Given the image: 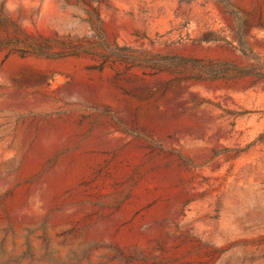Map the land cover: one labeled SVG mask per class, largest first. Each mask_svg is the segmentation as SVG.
I'll return each mask as SVG.
<instances>
[{"label": "rangeland", "instance_id": "rangeland-1", "mask_svg": "<svg viewBox=\"0 0 264 264\" xmlns=\"http://www.w3.org/2000/svg\"><path fill=\"white\" fill-rule=\"evenodd\" d=\"M0 264H264V0H0Z\"/></svg>", "mask_w": 264, "mask_h": 264}, {"label": "trees", "instance_id": "trees-1", "mask_svg": "<svg viewBox=\"0 0 264 264\" xmlns=\"http://www.w3.org/2000/svg\"><path fill=\"white\" fill-rule=\"evenodd\" d=\"M98 29H99V31H100V32H102V30H101V28H100V27H99Z\"/></svg>", "mask_w": 264, "mask_h": 264}]
</instances>
